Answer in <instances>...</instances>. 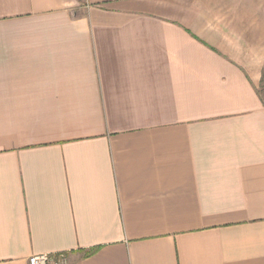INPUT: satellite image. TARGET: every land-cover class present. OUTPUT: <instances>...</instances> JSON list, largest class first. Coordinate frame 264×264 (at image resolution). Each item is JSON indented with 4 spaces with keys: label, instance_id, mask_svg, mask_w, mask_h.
Instances as JSON below:
<instances>
[{
    "label": "crops",
    "instance_id": "obj_1",
    "mask_svg": "<svg viewBox=\"0 0 264 264\" xmlns=\"http://www.w3.org/2000/svg\"><path fill=\"white\" fill-rule=\"evenodd\" d=\"M262 78L264 0H0V264H264Z\"/></svg>",
    "mask_w": 264,
    "mask_h": 264
},
{
    "label": "built area",
    "instance_id": "obj_2",
    "mask_svg": "<svg viewBox=\"0 0 264 264\" xmlns=\"http://www.w3.org/2000/svg\"><path fill=\"white\" fill-rule=\"evenodd\" d=\"M66 262L65 255L58 253H36L28 258V264H62Z\"/></svg>",
    "mask_w": 264,
    "mask_h": 264
},
{
    "label": "rangeland",
    "instance_id": "obj_3",
    "mask_svg": "<svg viewBox=\"0 0 264 264\" xmlns=\"http://www.w3.org/2000/svg\"><path fill=\"white\" fill-rule=\"evenodd\" d=\"M258 91V93L264 98V78H262Z\"/></svg>",
    "mask_w": 264,
    "mask_h": 264
},
{
    "label": "trees",
    "instance_id": "obj_4",
    "mask_svg": "<svg viewBox=\"0 0 264 264\" xmlns=\"http://www.w3.org/2000/svg\"><path fill=\"white\" fill-rule=\"evenodd\" d=\"M94 251V249L90 250V252Z\"/></svg>",
    "mask_w": 264,
    "mask_h": 264
}]
</instances>
